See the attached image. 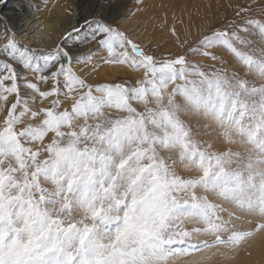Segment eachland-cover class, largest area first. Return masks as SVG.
Returning a JSON list of instances; mask_svg holds the SVG:
<instances>
[{
  "label": "snow or ice",
  "instance_id": "1",
  "mask_svg": "<svg viewBox=\"0 0 264 264\" xmlns=\"http://www.w3.org/2000/svg\"><path fill=\"white\" fill-rule=\"evenodd\" d=\"M140 2L132 0V7ZM8 5L0 0V264H169L204 248L236 247L264 227L229 226L231 214L221 215L226 202L264 215V183L258 198L249 197L254 176L225 167L239 153L209 151L211 144L196 139L180 118L181 112L210 118L225 141L238 134L264 157V85L249 87L238 72L229 76L188 59L219 61L206 50L217 46L264 75V56L242 50L248 41L239 34L251 31L264 40V20H233L235 27L212 30L185 54L156 57L120 30L117 6L104 0H86L76 23L48 49L21 45L7 30ZM248 12L247 5L236 8L238 17ZM98 50L106 52V63L143 69L142 76L135 84L88 83L73 63H87ZM22 70L51 87L41 90ZM72 93L71 106L62 109L60 95ZM37 95L56 98L33 110L29 101ZM255 95L259 103L250 105L246 98ZM248 116L252 124L245 123ZM25 118L36 122L24 124ZM245 167H253L251 157ZM188 219L200 226L184 227Z\"/></svg>",
  "mask_w": 264,
  "mask_h": 264
},
{
  "label": "rangeland",
  "instance_id": "2",
  "mask_svg": "<svg viewBox=\"0 0 264 264\" xmlns=\"http://www.w3.org/2000/svg\"><path fill=\"white\" fill-rule=\"evenodd\" d=\"M22 1L36 10L45 8L48 13L47 16L51 10L57 11L62 5L64 6V4H66L65 0ZM61 1H63V4ZM104 2L114 4L118 7L122 0H104ZM85 3L83 5H85ZM262 3H264V0H141L137 6L132 7V0H127V5L131 8V11L129 12L128 9L124 7L120 12V15L116 17V20L119 24L120 30L124 31L130 39L138 43L140 47L149 54L156 57L179 55L185 54L189 47L196 46V41L203 35L210 33L212 30L225 27L230 30L232 27H235V24L232 25L230 23L233 20H235L236 24H242L245 16L264 20V12L260 11ZM14 5L17 10H22L23 8L19 3L16 4L15 2ZM238 5H247L249 7V12L242 13L239 17L236 16V8ZM18 6H20V8ZM65 11L69 13L70 8H66ZM4 25L7 30L15 32L16 38L21 45H27L29 48L38 49L49 48L36 45L35 43L37 40L35 43L31 40V37L35 32L34 29L38 30V28H41V25L38 28H35V26L32 27L27 38L21 37V33L15 29L13 20L5 15ZM4 33L5 27H0V44L5 42ZM239 34L248 41L247 45L243 46L242 50L257 58L264 56V40H262L258 34L251 31L248 33L241 31ZM63 35L64 34H62L61 37ZM67 43L71 44L72 41H67ZM83 47L88 48L90 46L85 44ZM206 50L214 52L220 57V60H212L204 56H192L191 54H188V59L200 62L206 67L211 66L213 68L226 70L228 71L229 76H231L233 72H238L242 79L249 82V87H259L264 85V75L259 74L255 70L244 68L226 50L217 46H213ZM104 56H106L104 50L94 51L91 60L87 63L74 62L73 70L91 84L124 83L125 81L130 84H135V81L143 74V69L133 71L125 64L106 63L102 59ZM105 67H116L118 69L114 78L112 77L108 79L100 76L101 71ZM37 75V73L28 70L22 71V76L28 81L37 82L41 90L51 87L50 83L45 84L37 81ZM190 78L194 79L195 77ZM172 86V84H169V90ZM75 96L76 93L61 94L59 97V100L61 101L60 107L62 109L69 108L75 99ZM54 98L56 97L40 98L37 95L35 103L29 101V106L33 110L45 108L49 106L50 100ZM246 99L250 105H258L260 97L259 95H255L249 96ZM11 100L12 97L9 96V102ZM177 102H182V98L177 97ZM133 106L142 109V105L135 102H133ZM3 107L4 103L0 102V109ZM104 111L110 115L116 114L115 109L105 108ZM120 114L123 115V113ZM4 115V111L0 110V122L3 121ZM180 118L193 129L196 139L205 140L211 144L209 151H225L230 149L234 153H239V156H233L231 158V163L226 164L225 167L229 169H239L244 174L245 179L250 175L254 176V179L250 181V183L256 185V187L251 188L247 195L254 199L258 198L260 195L259 186L261 183H264V162L256 161L258 158L264 160V157H261L257 149L252 144L245 142V137L235 133L232 134V140L234 142L228 143L220 134L222 129L212 119L205 118L203 115L192 112H181ZM35 122V120H29L28 118H25L23 121L24 124ZM245 123H253L251 116L245 118ZM50 135L51 134H49L48 138H50ZM249 157H251L253 161V167L251 169L245 167L249 162ZM180 171L183 172L184 170L180 169ZM208 196L210 200L215 199L214 194L210 193ZM214 202L218 205L221 204V201L219 200ZM224 207L227 210L222 212L221 215L225 219H228L231 214L230 227L234 226L237 229H250L256 223L264 224L263 221L259 220V218L264 215H260L255 208L250 209L246 206L240 207L233 202L224 203ZM244 213H252L257 219L245 216ZM199 226L198 221L195 219H188L184 222V227L186 228ZM256 232L257 231H254L252 235ZM247 238L242 240L238 247L236 246V252L233 253V256H236L232 260H221L225 262L218 261L220 258L219 256H221L218 252L215 254L216 256H214L212 261L204 263L205 259H203V262H198L196 264H264V245L261 244V242L258 244L256 242V244L251 246L242 244ZM193 239L204 240L211 239V237L193 234ZM218 246L221 245L214 247ZM206 249L208 248H204L203 250Z\"/></svg>",
  "mask_w": 264,
  "mask_h": 264
},
{
  "label": "bare ground",
  "instance_id": "3",
  "mask_svg": "<svg viewBox=\"0 0 264 264\" xmlns=\"http://www.w3.org/2000/svg\"><path fill=\"white\" fill-rule=\"evenodd\" d=\"M36 1V0H34ZM20 4L23 8L22 10H17L15 8L14 3ZM86 0H65L64 6L58 7L59 9L56 11L51 10L49 15L47 16L46 9L36 10L31 6L26 5L22 0H9L8 7L4 9V15L6 17H10L15 25V29L21 33V37L27 38L30 29L35 26L38 28L41 25V28L38 30L34 29V34L31 37L33 43L36 41V45L51 47L54 46L55 42L64 34L68 29L76 23V18L78 14L82 11L83 4ZM63 4V1H61ZM127 4V0H122L117 10L121 12L124 7L123 5ZM130 4V3H129ZM20 8V6H18ZM37 7V6H36ZM66 8H70V12L67 13ZM57 9V8H56ZM124 21V20H123ZM125 23V22H124ZM24 71V70H22ZM118 69L116 67H105L101 73V77L106 78H114ZM105 78V79H106ZM245 216L257 217L252 213H244ZM259 220L264 223V216L259 218ZM261 242L264 245V227H262L259 231H257L254 235L249 236L245 241L242 242L244 245H254ZM238 247V246H237ZM220 253L219 260H232L235 256H233L234 252H236V247H230L228 245H221L214 248H208L206 250H202L197 253H193L187 257L177 256L173 257L169 264H196L198 262L208 263L212 261L215 254ZM241 254V253H240ZM207 259V260H206ZM221 261V262H225Z\"/></svg>",
  "mask_w": 264,
  "mask_h": 264
}]
</instances>
